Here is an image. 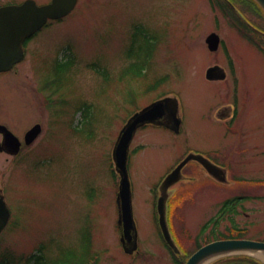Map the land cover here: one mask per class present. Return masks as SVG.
Instances as JSON below:
<instances>
[{
  "label": "rangeland",
  "instance_id": "374dc122",
  "mask_svg": "<svg viewBox=\"0 0 264 264\" xmlns=\"http://www.w3.org/2000/svg\"><path fill=\"white\" fill-rule=\"evenodd\" d=\"M216 3L233 5L252 31L236 29ZM211 33L223 42L215 53L205 43ZM25 51L15 71L0 76V123L17 135L36 124L42 131L14 165L0 153V189L11 211L0 259L24 264L37 250L45 264L90 258L95 264H176L160 238L154 194L189 149L211 153L227 168L230 183L213 181L192 163L173 187L167 222L182 251L179 262L213 240L264 241V184L253 182L264 179V17L245 0H79L69 17L41 29ZM215 65L229 72L225 82L206 80ZM159 81L162 87L154 89ZM234 90L240 134L225 132L216 120ZM176 91L186 119L181 135L146 130L131 146L139 252L128 256L116 227L111 152L136 110ZM234 256L264 264L248 253L204 264Z\"/></svg>",
  "mask_w": 264,
  "mask_h": 264
},
{
  "label": "water",
  "instance_id": "95a60500",
  "mask_svg": "<svg viewBox=\"0 0 264 264\" xmlns=\"http://www.w3.org/2000/svg\"><path fill=\"white\" fill-rule=\"evenodd\" d=\"M264 11V0H255ZM77 0H52L49 4L37 6L33 0H27L19 6H6L0 8V72L8 71L24 57L23 43L40 30L48 20H56L67 16L76 6ZM206 43L211 51L219 45V37L211 34ZM208 80H222L224 71L219 67L207 70ZM169 101H161L150 105L140 113L131 117L121 130L112 152L116 172L120 177L119 192L117 195L118 227L121 231V242L126 254L137 250V231L133 220L131 205V189L127 172L128 151L138 126L153 121L157 113L164 107L168 109ZM172 109L173 106L171 105ZM176 123V122H175ZM6 135L9 132L0 126ZM41 133V127L36 125L26 134V143H32ZM190 159L198 160L207 172L219 181H223V174L214 165L205 159L190 155L170 173L159 187L160 198L157 203L159 226L167 245L177 251L166 223V201L168 189L181 179V170ZM9 211L3 202L0 203V233L9 221ZM234 253H264V242L251 240H219L209 243L196 251L185 264H204L215 257Z\"/></svg>",
  "mask_w": 264,
  "mask_h": 264
},
{
  "label": "flooded vegetation",
  "instance_id": "af4514ba",
  "mask_svg": "<svg viewBox=\"0 0 264 264\" xmlns=\"http://www.w3.org/2000/svg\"><path fill=\"white\" fill-rule=\"evenodd\" d=\"M160 99V98H158ZM155 101V100H154ZM234 107V106H233ZM237 105H235L234 109H232L231 105L228 107L221 108L220 110L223 111L219 115H217L216 120L220 122H227L225 125H223L225 132L228 131L229 133L232 134H239L238 128L235 127V123L238 121L237 120ZM139 110L135 111L137 113ZM180 116H181V125H180V132L179 135L184 131L185 128V116H184V103L180 102ZM168 118V117H167ZM208 120L211 122V118H208ZM171 120L168 118H162L154 121V124H143L140 126L138 129V132H143L146 130H154L158 132H163L167 134H172L173 132L171 131L170 128H168V125H170ZM1 125H5L18 139L19 142V152L15 155H13V151L16 150V143L14 142H9L7 143L5 141L4 135L0 132V153L4 154L8 157H10L11 163L14 165L16 159H18L22 154L23 151H25L26 146H25V133L23 135H17L14 130L11 129L10 126L7 124L0 123ZM162 125V126H161ZM0 196L3 198L5 203L7 204V198H6V193L3 189H0ZM1 200V198H0ZM8 206V204H7Z\"/></svg>",
  "mask_w": 264,
  "mask_h": 264
},
{
  "label": "trees",
  "instance_id": "16d2710c",
  "mask_svg": "<svg viewBox=\"0 0 264 264\" xmlns=\"http://www.w3.org/2000/svg\"><path fill=\"white\" fill-rule=\"evenodd\" d=\"M250 6L254 8V10H257L262 17H264V14L262 13L261 9L254 3L252 0H245ZM214 3V1H212ZM217 7L219 8V11L222 12L226 17L229 19H232V22L234 23V26L236 29H238L240 32L242 29L252 31L250 27H252L247 21L242 22L243 18H239L238 12L236 8L231 4L224 3L225 6L222 5V3L217 4ZM235 17V18H234ZM235 19V20H234ZM236 21V22H235ZM250 26V27H249ZM253 28V27H252ZM45 88H48V86H45ZM235 200L227 201L224 205V208H227L228 210L232 209L233 203ZM38 252V251H37ZM231 259L227 258L226 260H219L217 261V264H257L256 261H254L250 257L246 256H234L230 257ZM176 264H183V262H179L177 257H173ZM0 264H12V261L8 257H3L0 259ZM24 264H45L44 260L42 259V256L38 253H34L30 255L24 262ZM70 264H95L93 258L90 259H78L75 261H71Z\"/></svg>",
  "mask_w": 264,
  "mask_h": 264
},
{
  "label": "bare ground",
  "instance_id": "6f19581e",
  "mask_svg": "<svg viewBox=\"0 0 264 264\" xmlns=\"http://www.w3.org/2000/svg\"><path fill=\"white\" fill-rule=\"evenodd\" d=\"M249 255L262 258L264 260V253H248Z\"/></svg>",
  "mask_w": 264,
  "mask_h": 264
}]
</instances>
